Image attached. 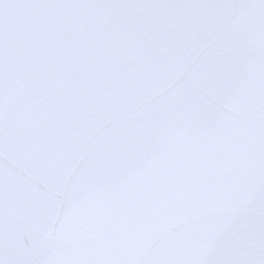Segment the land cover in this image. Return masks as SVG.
<instances>
[{
  "label": "water",
  "instance_id": "95a60500",
  "mask_svg": "<svg viewBox=\"0 0 264 264\" xmlns=\"http://www.w3.org/2000/svg\"><path fill=\"white\" fill-rule=\"evenodd\" d=\"M181 183L255 234L264 0H0V264H75Z\"/></svg>",
  "mask_w": 264,
  "mask_h": 264
},
{
  "label": "snow or ice",
  "instance_id": "6c2138e0",
  "mask_svg": "<svg viewBox=\"0 0 264 264\" xmlns=\"http://www.w3.org/2000/svg\"><path fill=\"white\" fill-rule=\"evenodd\" d=\"M202 191V185L181 183L171 197L129 201L88 238L75 264H264V211L249 236L240 227L248 206L206 204ZM260 204L264 206V193ZM228 218L231 223L225 222ZM202 233L206 239L199 254L188 258L185 246Z\"/></svg>",
  "mask_w": 264,
  "mask_h": 264
}]
</instances>
